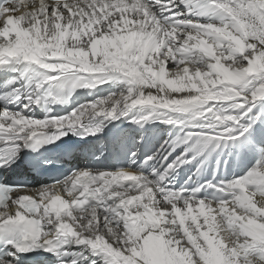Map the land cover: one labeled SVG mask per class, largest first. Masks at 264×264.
Masks as SVG:
<instances>
[{
    "label": "snow or ice",
    "instance_id": "snow-or-ice-1",
    "mask_svg": "<svg viewBox=\"0 0 264 264\" xmlns=\"http://www.w3.org/2000/svg\"><path fill=\"white\" fill-rule=\"evenodd\" d=\"M0 74V169L65 165L38 188L0 176V264H264V0H0ZM105 84L122 87L57 114ZM129 113L173 131L127 167L40 152ZM225 148L260 160L214 200L170 187Z\"/></svg>",
    "mask_w": 264,
    "mask_h": 264
},
{
    "label": "bare ground",
    "instance_id": "bare-ground-1",
    "mask_svg": "<svg viewBox=\"0 0 264 264\" xmlns=\"http://www.w3.org/2000/svg\"><path fill=\"white\" fill-rule=\"evenodd\" d=\"M5 79L6 76L0 74V91L4 90L3 83ZM119 87L122 86L114 84L102 85L95 91L80 96L78 98V104L93 100L99 96H106L109 92L118 90ZM131 116L132 113H129L128 116L122 117L111 123L98 137L97 142H86L85 145H81L74 154V164L80 165L81 168L99 167L115 169L112 165V161L114 159V153H117L121 154L122 157L125 154L128 156L125 160V167H127L129 162V150L138 151L140 159H143L144 156L151 155L153 152L157 151L163 141L167 139L168 134L173 131L171 126L155 121L148 122L143 126L132 124L129 122ZM182 150V148H178L177 153ZM92 153H95L100 158H94ZM173 155H175V153ZM259 160L260 156L258 152H248L236 148L217 149L204 160L202 166H200L198 160L178 169L174 177L170 178V180L173 181L170 187L174 185L176 189L181 188V186H186L189 189L196 188L199 183V178L194 177L193 181H190L184 176L187 174L186 172H189V176L197 174V167H200V172L207 171L213 174L212 176L209 175V178L204 180L205 183L212 180L215 181L214 185L219 186L224 182L243 176L251 167L256 165ZM17 165H20V161ZM17 165H13V170H9L8 172H5L3 169L0 170L4 172L5 176L11 178L21 177L23 174L28 175L23 165L16 167ZM200 172L197 175H199ZM29 180L33 183L31 186L32 188H38L41 184H46L45 182L33 180L32 178H29ZM203 191L204 193L200 196L208 200L215 199L217 188L206 185ZM206 193L208 195H206ZM26 264H51V262L49 260H36L33 262L26 260Z\"/></svg>",
    "mask_w": 264,
    "mask_h": 264
},
{
    "label": "rangeland",
    "instance_id": "rangeland-1",
    "mask_svg": "<svg viewBox=\"0 0 264 264\" xmlns=\"http://www.w3.org/2000/svg\"><path fill=\"white\" fill-rule=\"evenodd\" d=\"M256 127H259V125H256Z\"/></svg>",
    "mask_w": 264,
    "mask_h": 264
}]
</instances>
